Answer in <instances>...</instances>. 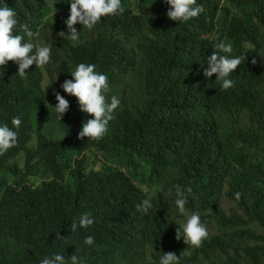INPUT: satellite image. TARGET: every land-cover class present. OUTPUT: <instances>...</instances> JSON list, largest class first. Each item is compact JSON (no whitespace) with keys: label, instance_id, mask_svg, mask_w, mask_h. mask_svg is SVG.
<instances>
[{"label":"trees","instance_id":"16d2710c","mask_svg":"<svg viewBox=\"0 0 264 264\" xmlns=\"http://www.w3.org/2000/svg\"><path fill=\"white\" fill-rule=\"evenodd\" d=\"M197 2L204 8L198 18L207 37L201 41L197 31L146 40L139 52L145 74L138 103L132 108L124 103L112 125L113 137L132 143L128 155L115 158L152 188L153 209L139 211L147 194L118 174L93 168L88 175L87 159L68 172L63 187L48 182V175L36 182L30 177L31 153L24 166L12 151L0 158V264H33L54 252L76 254L85 264H143L146 245L158 247L155 264L159 253L168 252L180 264H264V13L254 0ZM121 35L108 32L110 54L122 46ZM217 37L233 45V56H247L235 80L233 75L235 87L224 92L212 90L202 77ZM52 46L51 62L38 71L40 81L48 75L50 94L57 90L52 74L59 81L67 74L64 55L74 61L94 58L92 42L61 40ZM23 115L0 98V118ZM84 116L79 105L73 108L62 135L76 136ZM166 130L179 138L173 150L163 145ZM80 143L87 158L105 148L107 136ZM70 156L59 158L54 179L63 180ZM8 182L21 190L10 193ZM176 185L190 187L197 197L189 195L186 207L199 212L209 232L199 248L184 244L183 236L177 240L176 232L164 237L175 220L185 218L175 208ZM85 213L93 225L71 232ZM87 236L95 238L93 245H85Z\"/></svg>","mask_w":264,"mask_h":264},{"label":"clouds","instance_id":"9594fccd","mask_svg":"<svg viewBox=\"0 0 264 264\" xmlns=\"http://www.w3.org/2000/svg\"><path fill=\"white\" fill-rule=\"evenodd\" d=\"M197 1L0 0V98L11 109L21 108L24 112L23 118H0V158L15 151L25 166V159L31 153L33 174L30 177L38 182L48 175V182L55 181L63 187L68 172L77 162L87 159L88 175L91 169L99 168L101 172L112 171L127 183L140 187L147 195L136 207L149 213L153 209V190L148 184H141L140 178L116 160V155H128L132 143L113 137L112 125L124 109V103L131 108L133 103H138L136 93L145 74L139 52L146 40L170 39L180 32L190 37L197 31H201V41L207 37L203 34L204 24L198 18L204 8ZM254 1L258 13H264V0ZM217 20L218 14L212 23ZM113 30L122 32V46L115 54H110L107 35ZM61 40L71 41L72 45L79 41L92 42L94 58L74 61L64 55L67 74L62 81L52 74L57 90L50 94L45 87L48 75L40 81L38 71L51 62L52 44ZM213 47L216 51L208 57L202 77L212 90L224 92L235 87L233 75L247 56H233V45L224 40ZM251 63L255 65L256 60ZM77 105L85 116L79 121L76 136L69 131L62 135L65 117L72 114ZM106 136L105 148H97L85 158L80 141H99ZM162 141L164 147L171 150L179 145L178 136L170 130L164 132ZM69 152V167L63 180L54 179L55 165ZM142 173L145 175L144 168ZM7 184L10 193L21 190L13 182ZM189 195L197 198L190 187L185 191L180 185L175 186V208L185 218L183 222L175 220L164 237L176 232L177 240L183 236L184 244L199 248L209 232L199 212L186 207ZM234 196L239 200L241 193L236 192ZM93 223L90 213L82 214L78 224L70 225V231L75 233L78 228H87ZM177 223L181 224L180 229ZM94 242L93 236L84 240L88 246ZM159 255V264H180V257L173 252ZM157 256L158 247L146 245L143 264H155ZM33 264H85V260L76 254L54 252Z\"/></svg>","mask_w":264,"mask_h":264}]
</instances>
